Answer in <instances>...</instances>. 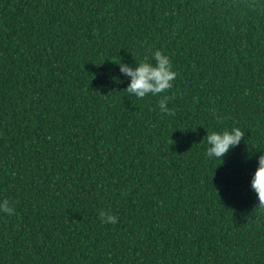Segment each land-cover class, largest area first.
Masks as SVG:
<instances>
[{
	"label": "trees",
	"instance_id": "16d2710c",
	"mask_svg": "<svg viewBox=\"0 0 264 264\" xmlns=\"http://www.w3.org/2000/svg\"><path fill=\"white\" fill-rule=\"evenodd\" d=\"M157 50L137 99L118 64ZM261 154L264 0H0V264H264Z\"/></svg>",
	"mask_w": 264,
	"mask_h": 264
},
{
	"label": "clouds",
	"instance_id": "9594fccd",
	"mask_svg": "<svg viewBox=\"0 0 264 264\" xmlns=\"http://www.w3.org/2000/svg\"><path fill=\"white\" fill-rule=\"evenodd\" d=\"M118 67L120 73L129 80L126 91L137 99H143L149 95L155 97L165 93L172 88L177 76L169 56L160 50L152 54L151 61H141L135 67L120 61ZM167 103L168 98L164 96L158 105L160 111L165 115H174L167 107ZM244 135L245 133L239 127H233L231 130L222 132L207 133L205 156L210 160H222L232 148L240 144ZM250 186L259 201L258 207L264 209V154L257 158V168L251 177ZM13 212L14 210L8 200H0V213L12 215ZM100 219L106 225L118 223V218L115 215L105 212L100 214Z\"/></svg>",
	"mask_w": 264,
	"mask_h": 264
}]
</instances>
